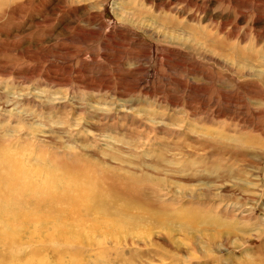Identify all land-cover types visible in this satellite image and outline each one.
Segmentation results:
<instances>
[{
  "label": "rangeland",
  "instance_id": "1",
  "mask_svg": "<svg viewBox=\"0 0 264 264\" xmlns=\"http://www.w3.org/2000/svg\"><path fill=\"white\" fill-rule=\"evenodd\" d=\"M153 1L165 9L149 13L129 0H0V157L22 173H42L45 192L51 182L89 175L109 207L128 205L107 229L85 232L95 242L80 246L81 264H264V0ZM113 3L130 5L128 18L116 20ZM177 11L184 13L175 26L187 21L205 47H187L183 25L175 29L183 40L158 38L153 19L168 22ZM79 49L83 56L68 63ZM94 82L105 88L79 87ZM11 188L0 185V200ZM16 211L20 220L34 213ZM25 227L16 245L0 247L12 251L0 264H61L62 242L39 248Z\"/></svg>",
  "mask_w": 264,
  "mask_h": 264
},
{
  "label": "bare ground",
  "instance_id": "2",
  "mask_svg": "<svg viewBox=\"0 0 264 264\" xmlns=\"http://www.w3.org/2000/svg\"><path fill=\"white\" fill-rule=\"evenodd\" d=\"M129 1L136 2L137 4H139V6H145V7L149 6L150 7L148 10L149 13H151V12L154 13L155 10H156L155 13H157L158 10L162 11V9H165L164 7H161L159 3L156 4L155 3L156 1L154 2L153 0H129ZM52 4H54V3H52ZM129 6L130 5H118V4L113 3L112 9H113L114 15L116 16V20H117V18L120 20H122L123 18H128L124 15L130 9ZM131 6H133V5L131 4ZM181 12L184 13V11H181ZM181 12L180 11L179 12L177 11V13L175 12L174 14H176V15H174V16L169 15L170 21H168V22H167V19H164V18L160 19V16L157 15L156 18L153 20L160 21L159 26H160L162 34L159 33L160 36H158V35H156V36H158V38H160L161 40L168 39V40H165L166 43H167V41H171V43L175 42L177 40V38L178 39L181 38L182 40L185 38L184 41L186 42V46L188 44H191V45L187 46L190 49H192V48L197 49V48L205 47L208 42L205 39H203L197 35V32L194 30L196 28H194V29L185 28L184 22H187L185 20H182V21H184V22H182V25H183L182 34L185 37L183 38L182 35H180V36L177 35L175 29L178 31L181 30V29H178L179 28L178 26H180V23H179V25L176 23V26H175L174 22L175 21L180 22L177 20V17L182 15ZM149 13H145V12L141 13L140 12V14H143L144 16H150ZM165 14L168 16V13H165ZM183 16H184V14H183ZM99 18H100V16H99ZM147 18H149V17H147ZM189 18H190V16H189ZM147 23H149V22H147ZM169 24L170 25L172 24V27L169 26ZM186 26H187V24H186ZM149 27L151 28L152 24H149ZM169 27H171V29L173 30L174 33L172 31H170V33H169V31H168ZM173 27H175V28H173ZM146 29H147V27H146ZM93 33H95V32L93 31ZM154 35H155V33H154ZM83 53H85V52H83L81 49H79L76 52H73L70 56L68 55L69 56V58H67L68 63H69V61L75 60V58L79 55L83 56ZM103 55H105V54H103ZM167 56H168V54H167ZM166 58H168V57H166ZM108 60H110V59H108ZM116 63H117V61H116ZM109 64H111V63H109ZM183 67H185V66H183ZM190 69H192V68H190ZM196 71H198V70H196ZM67 74H70V73H67ZM80 77H78V78L80 79ZM45 81H46V83H48V84H44L45 88L47 85H49L50 88H54L55 84L53 82H51L49 80H45ZM158 81L159 80H156L155 84ZM85 82H87V81H85ZM177 82L179 83V81H177ZM94 83L95 84L92 85L91 87L88 86L89 84L83 85V83H81L82 85L79 87H81L83 89L88 88L86 90H93V88H94V90L98 91V92L102 91L105 88L104 85L97 84L96 82H94ZM140 83H139V85H140ZM91 84H93V83H91ZM180 85L185 86L187 84L182 82V83H180ZM79 87H77V91H79ZM136 87H138V85ZM56 92L57 91H55V90L47 91V93H48L47 96L50 98L52 93H54L55 96H54L53 100H56V99L61 100L60 97L55 94ZM201 92H202V90H201ZM81 93L84 94V92H81ZM89 96H91V94ZM91 114H92V112H91ZM93 114H94V111H93ZM65 116H67V115H65ZM82 120H83V118L81 117L79 121H82ZM72 121L77 125L79 124L78 128H80V129L84 126H87V124H85V122H82V124L83 123L84 124L80 125V122H78L77 120L67 121V123H69V122L71 123ZM83 121H85V120H83ZM62 122L64 123V121H62ZM87 123H88V121H87ZM79 126H81V127H79ZM85 130H86V127H85ZM217 135H219V134H217ZM224 137H225V135H224ZM24 142H25V140H24ZM2 153H4V152L2 151ZM25 157H27V156H24V155L20 156L19 155V159H18L19 163L18 164H20V166H26L27 165V161L24 159ZM29 162H30V160H29ZM24 170H25V168H24ZM22 172H23L22 168H19L8 157H2V156L0 157V185H4V184L9 183L12 186V188L9 189V191L3 193V195L4 196L6 195V197L3 198L2 200H0V209L7 208L9 210V211H7V210L3 211V216H2L3 217V219H2L3 225L0 227V247L4 246L5 244H8L9 246H11V244L16 245L19 240L16 239L15 236L19 230V226H26L25 229L27 228L28 230H30L32 232V234L29 235L28 240H33L36 243L37 242L40 243L39 248L45 247V249H47L48 247H50L52 245L54 247V244L56 243V241L62 242V247L60 246L61 247L60 251L63 249V256L61 259V264H81L79 259L75 260V256L78 255V252H82V250L80 249V246L85 248L86 246L90 245L91 241L95 242L94 237L90 236V234H86L85 232H87V231L89 233L96 232L100 226L105 227L107 229V226L109 225L108 221L113 220V219H116V221H118V215L125 214V213H123L124 211L130 210L128 205H124L119 210H115L114 207H109L107 205V203L105 202V200L107 198H105V197H104V199L101 198V196H100L101 193L99 191H97L98 190L97 185L95 183H93L92 178L89 175H88V178L86 177V179L83 180V181H85L83 183L81 181H79V178H77V181H72V182L68 181L69 179H66V181H64V182L60 181L59 183L51 182L53 184V187L47 186L48 190L45 192V188L42 186V184L44 182L42 173H39V174L34 176L33 171L30 172V170H29L26 173H22ZM49 177H52V176H49ZM58 177H61L60 174ZM34 178L36 180H34ZM71 178H72V176H71ZM40 179H42L43 181H39L37 184L40 185L41 188L37 187L36 183H35L36 181H38ZM33 181H35V182H33ZM88 182H90V183H88ZM44 192H45V194H43ZM187 196H189V195H187ZM23 207H29L31 212H33L35 209L36 210L34 211L33 214L26 213L24 215L25 217L22 216L21 220H20V216L22 215V213L20 211L19 212H17V211L12 212V210L18 209V208H23ZM131 207H132V205H131ZM14 217L16 218V221H17L16 228H14V226L11 225ZM78 219L81 220L82 222L79 223ZM163 220H164V218L162 216L155 215V221H158V223H161ZM32 221H35L34 224L30 223ZM87 224H88V226H87ZM33 226H35V228L31 229ZM81 226H82V228L80 229ZM101 229H103V228H101ZM103 231H104V229H103ZM10 236H13L15 239H12ZM103 238H106V237H103ZM111 239H113L114 241L120 240L119 238L114 239L110 236L108 238V240H111ZM124 240H127V238H125ZM100 241L105 244V241L99 240L98 242L100 243ZM133 242H134V240L132 241V243ZM116 244H118L117 248L123 249L124 246L122 245V241H120L119 243H116ZM101 246H102V244H101ZM11 254H12V251H9L5 254L4 253L0 254V258L6 259ZM27 254L29 255L30 259H33L34 255L36 254V249L32 248V249L28 250ZM10 262H11L10 264H31V263H33L32 260H31V263H28L26 261V259L15 260L13 258L10 259ZM36 264H46V261H44L43 263H36Z\"/></svg>",
  "mask_w": 264,
  "mask_h": 264
}]
</instances>
